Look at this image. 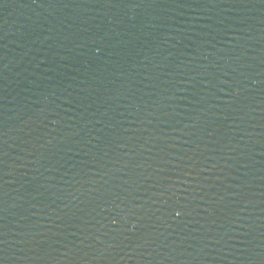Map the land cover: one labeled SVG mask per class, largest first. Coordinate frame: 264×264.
<instances>
[{"label":"water","instance_id":"95a60500","mask_svg":"<svg viewBox=\"0 0 264 264\" xmlns=\"http://www.w3.org/2000/svg\"><path fill=\"white\" fill-rule=\"evenodd\" d=\"M0 264H264V0H0Z\"/></svg>","mask_w":264,"mask_h":264}]
</instances>
